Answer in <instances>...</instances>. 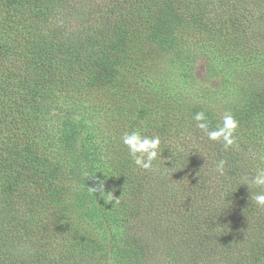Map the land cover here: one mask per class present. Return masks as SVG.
Here are the masks:
<instances>
[{"label":"trees","instance_id":"1","mask_svg":"<svg viewBox=\"0 0 264 264\" xmlns=\"http://www.w3.org/2000/svg\"><path fill=\"white\" fill-rule=\"evenodd\" d=\"M262 157L264 0H0V264H264Z\"/></svg>","mask_w":264,"mask_h":264},{"label":"clouds","instance_id":"2","mask_svg":"<svg viewBox=\"0 0 264 264\" xmlns=\"http://www.w3.org/2000/svg\"><path fill=\"white\" fill-rule=\"evenodd\" d=\"M196 127L200 129L207 138L223 145L224 150H228L237 146V132L239 122L229 111L225 112L222 122L214 129L210 127L209 117L204 111L196 113L194 116ZM122 143L127 148L129 156L132 158L135 166L141 170L152 171L158 159H162L161 138L159 136L143 135L139 130L126 132L122 136ZM264 159V157H262ZM227 161L224 159L216 163L214 171L219 176H224L226 172ZM173 168V167H166ZM103 173V172H102ZM104 174V173H103ZM87 179L93 178L95 186L89 187V190L97 197L102 198L106 203L113 201V194L105 190V180L97 177L95 174L85 173ZM105 175V174H104ZM107 176V175H105ZM242 185H247L250 190L249 199L251 204L264 209V168H257L253 174L245 173L242 177ZM253 189H256L254 191ZM115 203H119V198L115 199Z\"/></svg>","mask_w":264,"mask_h":264},{"label":"rangeland","instance_id":"3","mask_svg":"<svg viewBox=\"0 0 264 264\" xmlns=\"http://www.w3.org/2000/svg\"><path fill=\"white\" fill-rule=\"evenodd\" d=\"M200 70V74L202 75L203 74V77L205 78V79H207V72H206V70H205V68H204V70L203 69H199Z\"/></svg>","mask_w":264,"mask_h":264}]
</instances>
